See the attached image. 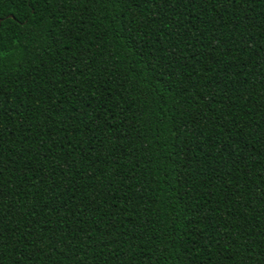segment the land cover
Here are the masks:
<instances>
[{
	"label": "trees",
	"instance_id": "obj_1",
	"mask_svg": "<svg viewBox=\"0 0 264 264\" xmlns=\"http://www.w3.org/2000/svg\"><path fill=\"white\" fill-rule=\"evenodd\" d=\"M137 12L0 2V264H264V0Z\"/></svg>",
	"mask_w": 264,
	"mask_h": 264
},
{
	"label": "snow or ice",
	"instance_id": "obj_2",
	"mask_svg": "<svg viewBox=\"0 0 264 264\" xmlns=\"http://www.w3.org/2000/svg\"><path fill=\"white\" fill-rule=\"evenodd\" d=\"M0 2H2V0H0ZM76 2H77V0H18V3L22 6H24L25 8H27L29 14L32 16H35V14H36V6L37 5L43 4L44 10H46L48 8V6H50V5L59 10V9L64 8L65 4H73ZM106 2L112 3V4L127 3L129 8L134 6L138 10L137 14H139V10H140L141 5H143L145 8H147V6L149 4L169 3L170 0H106ZM189 2H191V0H189ZM49 16H51V14H49ZM151 20L153 22L155 21V13H153ZM148 21H149V17L144 16L142 19V23H146ZM69 23H71V21H69ZM240 23L243 24L244 20L241 19ZM42 27L43 26L41 25L40 28L42 29ZM8 30H9V28L7 26H5L3 24V22H0V42H2V40H3L4 32H6ZM33 31L39 32L40 29L33 28ZM61 35L67 36L68 35L67 30L62 29ZM41 38H43V37H41ZM48 46L51 47V44H49ZM67 47L70 48L71 45H67ZM0 50H2V48H0ZM2 102H3V95H2V93H0V103H2ZM92 119H95V117H93ZM90 122L91 121H89V123ZM230 132H231V129H229V133ZM222 147H224L225 150H227L228 146L226 143H222ZM237 163H239V161H237ZM2 175H3V173L0 172V176H2ZM5 199H6V197H5V193L3 191V186L0 185V243L3 242V237H4L3 221L6 218L5 209H7V212H11V208H12V205L10 202L8 204L4 203ZM14 218L15 217H13V219ZM45 223H47V221ZM189 223L192 224V226H193L192 230H193V232H195L194 222L189 221ZM54 238L56 239L57 243H60L58 236H55ZM68 238L71 239V235H69ZM248 259H251V257H248ZM241 264H247V260L242 261Z\"/></svg>",
	"mask_w": 264,
	"mask_h": 264
},
{
	"label": "water",
	"instance_id": "obj_3",
	"mask_svg": "<svg viewBox=\"0 0 264 264\" xmlns=\"http://www.w3.org/2000/svg\"><path fill=\"white\" fill-rule=\"evenodd\" d=\"M10 18H13V16H10ZM2 20H0V22H1Z\"/></svg>",
	"mask_w": 264,
	"mask_h": 264
}]
</instances>
